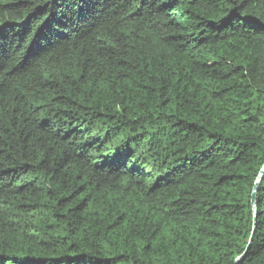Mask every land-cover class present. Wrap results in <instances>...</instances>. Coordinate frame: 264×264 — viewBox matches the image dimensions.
I'll list each match as a JSON object with an SVG mask.
<instances>
[{
    "label": "trees",
    "instance_id": "16d2710c",
    "mask_svg": "<svg viewBox=\"0 0 264 264\" xmlns=\"http://www.w3.org/2000/svg\"><path fill=\"white\" fill-rule=\"evenodd\" d=\"M263 166L264 0H0V264H264Z\"/></svg>",
    "mask_w": 264,
    "mask_h": 264
},
{
    "label": "water",
    "instance_id": "95a60500",
    "mask_svg": "<svg viewBox=\"0 0 264 264\" xmlns=\"http://www.w3.org/2000/svg\"><path fill=\"white\" fill-rule=\"evenodd\" d=\"M263 175H264V166L262 167V169L260 170V172L258 174V178L256 180V183H255V186H254V189H253V192H252L251 203H252L253 212H254V229H253V233H254V230H255L256 217H257V207H256V200H255L256 199V191H257L258 184L260 183L261 178L263 177ZM252 237H253V234H252ZM252 237H251L250 241H252ZM249 247H250V244L248 245L246 251L239 258L236 259L234 264H239L245 258V255H246Z\"/></svg>",
    "mask_w": 264,
    "mask_h": 264
}]
</instances>
